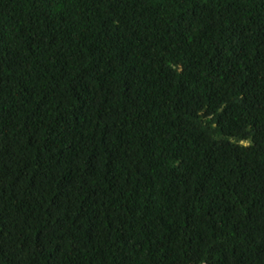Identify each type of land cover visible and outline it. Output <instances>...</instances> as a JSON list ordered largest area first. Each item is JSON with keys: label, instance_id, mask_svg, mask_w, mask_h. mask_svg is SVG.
Returning <instances> with one entry per match:
<instances>
[{"label": "trees", "instance_id": "trees-1", "mask_svg": "<svg viewBox=\"0 0 264 264\" xmlns=\"http://www.w3.org/2000/svg\"><path fill=\"white\" fill-rule=\"evenodd\" d=\"M0 264H264V0H0Z\"/></svg>", "mask_w": 264, "mask_h": 264}]
</instances>
